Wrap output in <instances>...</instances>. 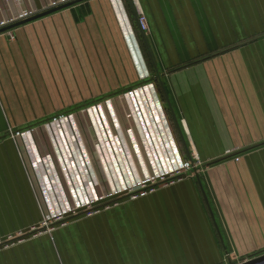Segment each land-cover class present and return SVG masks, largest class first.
Returning a JSON list of instances; mask_svg holds the SVG:
<instances>
[{
  "label": "crops",
  "instance_id": "obj_1",
  "mask_svg": "<svg viewBox=\"0 0 264 264\" xmlns=\"http://www.w3.org/2000/svg\"><path fill=\"white\" fill-rule=\"evenodd\" d=\"M137 1L0 0V264L264 255V0Z\"/></svg>",
  "mask_w": 264,
  "mask_h": 264
},
{
  "label": "built area",
  "instance_id": "obj_2",
  "mask_svg": "<svg viewBox=\"0 0 264 264\" xmlns=\"http://www.w3.org/2000/svg\"><path fill=\"white\" fill-rule=\"evenodd\" d=\"M133 1H135L136 3L138 2L137 0H133ZM137 20H138V26H139V29H140V31L141 32H143L144 34H147L149 31H150V27H149V22H148V18H147V15H146V13L144 12V11H142L141 10V8H139V10H138V17H137ZM54 118H56V117H54ZM17 134H19L18 132H17ZM196 166V163L194 162V161H192V162H190V161H187L186 163H185V166H184V169L183 170H191L193 167H195ZM177 172V174H173L172 176H171V178L173 179V180H169V181H165V179H166V177L168 176H166V175H163L162 177H160V178H158L159 180H161L162 182H164V183H169V182H173V181H175L176 179H178V178H180L181 177V171L180 170H178V171H176ZM171 175V174H170ZM158 179H152L149 183H153V182H157V180ZM164 180V181H163ZM147 184L148 183H142L141 184V186L140 187H146L147 186ZM133 190H131V192H132ZM133 194H136V193H133ZM136 196V195H135ZM135 196H133V197H135ZM91 206V204L90 205H87V207H90ZM87 212H88V215H92L93 214V212H94V210H90V209H87L86 210ZM76 212V210H73V211H70V213H75ZM69 214V212L68 213H60V214H56V215H54V216H52V217H45V219L42 221V223H41V225L40 226H33V227H31L30 228V231L31 232H36V231H39L40 230V228H45L46 229V231H50V230H52L53 229V227L54 226H51L50 224H51V221L53 220V221H58V220H62L64 217H66L67 215ZM23 234H27V231L24 233L23 231H19V232H17L16 234H11V235H9L6 239H1L0 240V248H2V247H7V246H9L12 242H13V240L14 239H16V238H18V237H22L23 236ZM237 264H241L240 262L239 263H237Z\"/></svg>",
  "mask_w": 264,
  "mask_h": 264
},
{
  "label": "rangeland",
  "instance_id": "obj_3",
  "mask_svg": "<svg viewBox=\"0 0 264 264\" xmlns=\"http://www.w3.org/2000/svg\"><path fill=\"white\" fill-rule=\"evenodd\" d=\"M59 118H61V116H57L56 118H54L53 120H57V119H59ZM177 174V172H173V173H171V175H168L167 177H166V179H165V181H169V180H173L172 178H171V176L173 175V174ZM164 181V180H163ZM161 183H164V182H162L161 180H157V182H153V183H150V184H147V185H154V184H161ZM132 190V189H131ZM136 194H131L130 196H135ZM87 214H88V212H86ZM65 218V217H64ZM24 233H25V231H23ZM25 236V234H23V236L21 237V238H18V239H23V237ZM14 241V240H13Z\"/></svg>",
  "mask_w": 264,
  "mask_h": 264
},
{
  "label": "water",
  "instance_id": "obj_4",
  "mask_svg": "<svg viewBox=\"0 0 264 264\" xmlns=\"http://www.w3.org/2000/svg\"><path fill=\"white\" fill-rule=\"evenodd\" d=\"M229 264H234V263L231 262ZM242 264H264V255L257 257V258L250 259L248 261H244Z\"/></svg>",
  "mask_w": 264,
  "mask_h": 264
}]
</instances>
